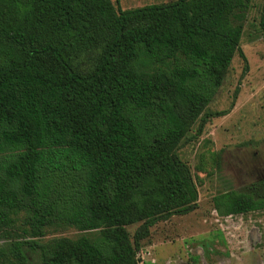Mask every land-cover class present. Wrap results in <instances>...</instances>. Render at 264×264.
Instances as JSON below:
<instances>
[{
    "label": "trees",
    "instance_id": "obj_1",
    "mask_svg": "<svg viewBox=\"0 0 264 264\" xmlns=\"http://www.w3.org/2000/svg\"><path fill=\"white\" fill-rule=\"evenodd\" d=\"M250 1L0 0V264H138L150 227L196 208L176 150L245 61ZM211 204L262 211L264 180ZM50 229L82 235L39 241Z\"/></svg>",
    "mask_w": 264,
    "mask_h": 264
},
{
    "label": "rangeland",
    "instance_id": "obj_2",
    "mask_svg": "<svg viewBox=\"0 0 264 264\" xmlns=\"http://www.w3.org/2000/svg\"><path fill=\"white\" fill-rule=\"evenodd\" d=\"M173 0H110L120 10ZM262 0H251L242 20L239 50L202 118L195 121L176 153L188 167L197 192L196 208L155 223L139 242L138 264H264V210L217 216L211 198L244 191L264 179V30ZM223 114V115H222ZM139 223L126 227L131 240ZM82 235L73 229L46 231L39 241ZM90 235V234H85ZM26 264H40L27 252Z\"/></svg>",
    "mask_w": 264,
    "mask_h": 264
},
{
    "label": "flooded vegetation",
    "instance_id": "obj_3",
    "mask_svg": "<svg viewBox=\"0 0 264 264\" xmlns=\"http://www.w3.org/2000/svg\"><path fill=\"white\" fill-rule=\"evenodd\" d=\"M264 180V179H263Z\"/></svg>",
    "mask_w": 264,
    "mask_h": 264
}]
</instances>
